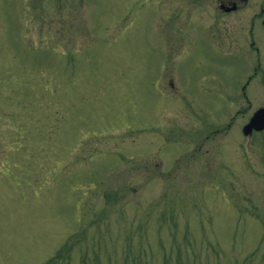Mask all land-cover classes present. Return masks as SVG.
<instances>
[{
    "label": "rangeland",
    "instance_id": "rangeland-1",
    "mask_svg": "<svg viewBox=\"0 0 264 264\" xmlns=\"http://www.w3.org/2000/svg\"><path fill=\"white\" fill-rule=\"evenodd\" d=\"M159 4L0 0V264H264V62Z\"/></svg>",
    "mask_w": 264,
    "mask_h": 264
},
{
    "label": "flooded vegetation",
    "instance_id": "flooded-vegetation-1",
    "mask_svg": "<svg viewBox=\"0 0 264 264\" xmlns=\"http://www.w3.org/2000/svg\"><path fill=\"white\" fill-rule=\"evenodd\" d=\"M154 1L160 3L156 5L160 16L157 26L153 27L157 31L169 34L188 28L192 33L202 32L208 35L210 45L223 54L247 51L246 53L257 55V62H264V0ZM252 4L257 6L255 10H250ZM249 79L247 82H250ZM245 87L244 84V97ZM231 121L226 123L223 131H228L232 125ZM219 129H214V132Z\"/></svg>",
    "mask_w": 264,
    "mask_h": 264
},
{
    "label": "water",
    "instance_id": "water-1",
    "mask_svg": "<svg viewBox=\"0 0 264 264\" xmlns=\"http://www.w3.org/2000/svg\"><path fill=\"white\" fill-rule=\"evenodd\" d=\"M253 129H264V108L258 109L252 116L250 122L244 127L245 134H252Z\"/></svg>",
    "mask_w": 264,
    "mask_h": 264
}]
</instances>
